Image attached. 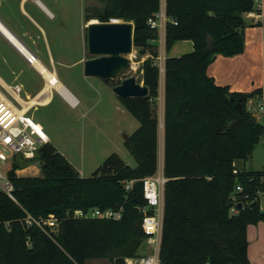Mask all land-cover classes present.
I'll return each instance as SVG.
<instances>
[{
  "label": "trees",
  "instance_id": "16d2710c",
  "mask_svg": "<svg viewBox=\"0 0 264 264\" xmlns=\"http://www.w3.org/2000/svg\"><path fill=\"white\" fill-rule=\"evenodd\" d=\"M160 0H109L102 11H85L84 19L134 23V47L149 53L139 71L150 94L120 99L138 122L125 147L136 162L127 165L113 153L91 177L77 169L51 143L32 162H16L9 177L12 200L0 192V264H92L118 258H140L144 179L159 166V120L153 105L159 98V68L155 65L158 35L149 20ZM261 12L255 0H166L165 51L190 41L193 51L165 61L163 175L164 215L160 264H250L247 229L264 222L260 194L264 171L245 172L234 163L251 160L264 136V126L249 112L248 103L261 90L232 93L207 75L217 56L234 57L245 50V15ZM176 22V24H175ZM113 87V85L109 84ZM233 100V101H232ZM236 104H241L239 112ZM37 162L38 177H20L14 170ZM22 173V172H21ZM133 182L126 190V184ZM240 186L241 192L236 188ZM237 213H231L232 208ZM123 210L115 220L76 219L91 209ZM35 222L54 216L58 227L48 234Z\"/></svg>",
  "mask_w": 264,
  "mask_h": 264
},
{
  "label": "rangeland",
  "instance_id": "374dc122",
  "mask_svg": "<svg viewBox=\"0 0 264 264\" xmlns=\"http://www.w3.org/2000/svg\"><path fill=\"white\" fill-rule=\"evenodd\" d=\"M259 1L256 2V5H261V0ZM55 2L56 9L54 10L51 7L55 16L51 18L48 15L47 20L45 19L42 22V25H45L49 30V39L53 49V62L47 64L51 61V58L48 62H45L50 57L48 52L40 49V51L35 50L37 53L35 54L41 63L50 72L54 73H51V75L55 76L57 74L60 81L65 83L67 87L72 85L71 89L72 87H76L78 90H81L85 96L86 104L85 107H80L79 110L81 113H79V110L73 111L76 115V119L73 120V118L69 117V113H72V110L61 101L60 96L55 92V99L50 107L46 109L34 107L30 110L29 116L35 122H40V118L47 117L55 135V138H52V142L60 153L68 156V159L78 167L81 177H91L113 153L119 155L127 165L134 168L136 167V162L124 144L138 128V122L126 111L125 114L116 112L115 104L118 101V97L113 93L112 87L109 84L104 83L97 77L84 76V64L92 58L88 54L87 25L93 21L100 22L98 19H91L87 22L84 19L85 11L91 8L93 10L92 14L95 13V10L102 12L108 6L109 0H55ZM29 4L34 5L33 2ZM36 12L38 17L43 19L41 15L42 11ZM255 13L258 16L259 12ZM114 20L126 22L118 19H112L111 21ZM128 23L134 26L133 22ZM171 55L179 57L183 54L175 55L173 53ZM8 56L10 55L8 54ZM62 58H64V61ZM129 58L133 63V70L121 75L117 79V83H121L123 80L134 76L139 83L143 84L141 81L142 74L139 68L144 62L142 63L140 50L134 47L133 53ZM54 59L57 61L56 63ZM16 64L12 66L7 61L5 66L0 68V76L7 85L11 87L15 85L20 86L22 88L20 97L23 101H27V94H34L35 88L43 84V81L41 76L31 69L29 65L24 64L18 56L16 58ZM256 79L258 81L248 79L246 87L250 89V87L252 88L263 83L264 72L262 69L258 72ZM259 88L264 92L263 86ZM0 91L18 108H22V103L17 102L9 92L1 87ZM152 109L157 117H159L158 119L162 118L163 104L161 101L158 100ZM69 124L70 126L74 125V128L78 132L77 135L70 132L71 128H68ZM120 130L121 133H119ZM263 145L264 139L252 154L255 169L257 170H262L264 165ZM19 163L23 164L21 162ZM243 163L245 162H241L242 167L244 165ZM36 165H34V168L31 167L25 175H30V177L32 175L35 176L34 172L39 168L38 164ZM11 168L12 162H9L6 169L10 170ZM33 169L35 171H32ZM19 170L21 171L23 169ZM158 171L160 172V168ZM260 195L261 197L263 196V194ZM261 207H264V197H262ZM150 253V248L143 244L139 250V256L144 257ZM92 264L112 263L108 260H96Z\"/></svg>",
  "mask_w": 264,
  "mask_h": 264
},
{
  "label": "crops",
  "instance_id": "0c3cea01",
  "mask_svg": "<svg viewBox=\"0 0 264 264\" xmlns=\"http://www.w3.org/2000/svg\"><path fill=\"white\" fill-rule=\"evenodd\" d=\"M259 0H255L258 2ZM33 2V4H29ZM48 2V4H47ZM260 2V1H259ZM261 12L258 14V19L255 21L253 18L245 15V19L247 23L255 24L253 26H248L245 29V50L241 55H237L234 57H224L217 56L215 61L209 66L207 70V75L215 81L218 86L228 87L232 93H241L246 94L253 90H261L262 96L257 97L251 100L248 103V109L251 111V114L255 117L256 121L259 124L264 125V109L263 111L259 110V106L262 104L264 107V92L260 89V86L264 87V79L263 83H260L254 87L247 88L248 79H256L258 72L260 69L264 72V0H261V5H257ZM56 9L55 0H0V24L27 50L28 53L35 54L36 51H40V49L44 52H48L50 57L48 58L50 64L53 62V49L49 39V30L42 25V22L47 20L48 15L53 18L55 15L51 10ZM36 11H42L41 15L43 19L38 17ZM45 14H44V13ZM41 21V23H40ZM159 48V52H161ZM193 51V43L190 41L177 42L172 47L169 54L165 52L166 58L174 57L171 54L179 55L186 54ZM12 52V53H11ZM8 54L10 56H8ZM37 54V53H36ZM35 54V55H36ZM25 54L0 28V68H3L6 62H10L12 66L16 64L17 56L21 58L22 62L29 65L24 58ZM37 56V55H36ZM150 57L149 53L142 55V63ZM38 58V56H37ZM64 61V58H62ZM55 60V59H54ZM82 61V60H81ZM38 62L49 71L39 60ZM57 61L55 60V63ZM17 65V64H16ZM39 76H41L43 84H40L39 87L35 88L34 94H27V101H23L21 97L19 101L23 104H32L34 105L28 108V110L33 109L34 107L48 108L52 105L55 99V92L61 98V101L67 105L72 113H69V117L76 119V115L73 113L75 110H79L80 107H85L86 100L83 92L78 90L76 87H67L65 83L61 82L58 75L55 74L57 80L62 85V87L66 90L67 96L62 95L55 88H50V95L46 93V90L50 87L47 79L41 75L40 71L31 66ZM3 70V69H2ZM51 74L52 72L49 71ZM57 73V72H56ZM54 74V73H52ZM82 75V74H81ZM85 76V73H84ZM86 77V76H85ZM0 87L5 89L6 91L9 89V85L5 83V81L0 76ZM249 89V90H248ZM8 92V91H7ZM164 95H165V77L164 74H160L159 77V98L158 100L163 104V115L159 120V131H158V139H159V147H158V155H159V166L160 171H163L164 165V150H165V134H164ZM256 106V107H255ZM24 108V107H23ZM115 110L118 113L125 114L127 110L121 104L119 98L115 104ZM255 110V111H254ZM80 111V110H79ZM81 113V111L79 112ZM128 113V112H127ZM259 113V114H258ZM159 118V117H158ZM44 129L46 135L48 136L50 143L54 145L52 142V138H55L53 133L52 126L47 119V117L40 118V122H37ZM68 128H71L70 132L74 134H78L77 130L74 128V125L69 124ZM121 133V130L120 132ZM264 136L260 139V142L257 146L261 144ZM55 146V145H54ZM256 146V147H257ZM264 146V145H263ZM56 147V146H55ZM57 148V147H56ZM64 155V154H63ZM65 156V155H64ZM68 159V156H65ZM68 161L77 169L80 173L78 167L73 164L69 159ZM243 161H236L234 165L241 171L250 172V171H264L263 169L257 170L255 169V162L253 157L247 163H243V167L241 165ZM258 163V161H256ZM29 169L19 171L20 177H30L25 175ZM32 171H35L34 169ZM24 172L23 174H20ZM159 172V171H158ZM41 171L39 168L34 172L32 177L40 176ZM81 175V174H80ZM264 197V195L262 196ZM262 197H261V205H262ZM264 211V207H262ZM247 239H248V258L250 264H264V222H261L257 225H250L247 229ZM142 255V254H141ZM147 255V254H146Z\"/></svg>",
  "mask_w": 264,
  "mask_h": 264
},
{
  "label": "built area",
  "instance_id": "2783aa9c",
  "mask_svg": "<svg viewBox=\"0 0 264 264\" xmlns=\"http://www.w3.org/2000/svg\"><path fill=\"white\" fill-rule=\"evenodd\" d=\"M249 17L257 21L256 13L247 14ZM170 19L166 15V0H160V10L150 20L149 26L152 30L157 32L158 39L154 44L158 46V57L155 59V65L159 68L160 74H164L165 70V38L166 25ZM176 24V22H175ZM162 50L161 52H159ZM26 62L35 67L37 57L29 53L24 55ZM133 66V65H132ZM36 68V67H35ZM140 69V68H139ZM41 74V73H40ZM42 75V74H41ZM11 96L19 101L22 93V88L18 85L9 87L7 90ZM264 107L261 104L259 110L263 111ZM29 110L18 108L12 101H10L4 93L0 91V192L6 194L12 200L14 198V186L10 180L9 173L13 170V165L16 162H32L34 161L41 148L50 143L48 136L44 129L29 116ZM9 162H12V168L6 169ZM37 162L31 163L28 167L34 168ZM37 166V165H36ZM20 170H14L19 175ZM167 179L163 175V171L157 172L155 176L144 179V199L145 205L141 208L144 214L142 229L147 236L145 245L150 248L151 253L147 256L127 259L126 264H160L159 254L161 246V233L164 215V186ZM133 182L126 184V190L132 187ZM237 192H241L242 188L238 186ZM123 210H101L94 208L88 212H77L73 217L76 219H101V220H115L122 218ZM231 213H237L234 207ZM28 226L36 224L41 229H50L47 233H55L58 227L54 216H50L47 220L35 222L30 215L26 218Z\"/></svg>",
  "mask_w": 264,
  "mask_h": 264
},
{
  "label": "water",
  "instance_id": "95a60500",
  "mask_svg": "<svg viewBox=\"0 0 264 264\" xmlns=\"http://www.w3.org/2000/svg\"><path fill=\"white\" fill-rule=\"evenodd\" d=\"M88 54L92 57L84 64L86 77H97L106 84L113 85V93L120 99H141L149 96L147 86L130 77L117 83V79L133 70L129 56L134 50V26L128 22L110 21L90 22L87 25ZM233 101V100H232ZM235 108L242 112L241 104ZM115 264H126L124 258L115 260Z\"/></svg>",
  "mask_w": 264,
  "mask_h": 264
},
{
  "label": "bare ground",
  "instance_id": "6f19581e",
  "mask_svg": "<svg viewBox=\"0 0 264 264\" xmlns=\"http://www.w3.org/2000/svg\"><path fill=\"white\" fill-rule=\"evenodd\" d=\"M0 28L25 54L27 55L29 54L27 50L1 24H0ZM35 66L50 84V87L46 90V93H48V95H50V90H51L50 88H55L59 91L60 94L67 96L66 90L59 83L56 76L51 75L47 70H45V68L38 61L35 62ZM35 102H37V100H35ZM35 102L32 104H23L24 110L25 111L28 110V108L34 105Z\"/></svg>",
  "mask_w": 264,
  "mask_h": 264
}]
</instances>
